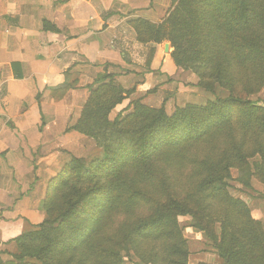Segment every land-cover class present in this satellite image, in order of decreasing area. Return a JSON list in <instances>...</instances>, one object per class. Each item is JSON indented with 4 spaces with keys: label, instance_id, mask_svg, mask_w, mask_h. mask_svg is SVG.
<instances>
[{
    "label": "trees",
    "instance_id": "obj_1",
    "mask_svg": "<svg viewBox=\"0 0 264 264\" xmlns=\"http://www.w3.org/2000/svg\"><path fill=\"white\" fill-rule=\"evenodd\" d=\"M172 4L159 25L143 19L130 23L137 41L168 42L174 65L193 73L200 90L213 95L218 84L227 97L175 107L170 116L164 104L154 109L137 98L122 109L130 111L127 116L119 113L111 120L110 113L134 90L114 84L113 75L99 76L66 132L94 141L100 156L72 157L62 167L46 187L41 204L45 219L14 240L11 260L0 258V264H61L55 259L71 238L88 240L101 264H120L118 253L129 244L142 262L157 264L153 242L161 238L166 240L167 264H187L179 216L195 220L192 228L214 242L211 223L220 222L217 252L223 264H264L261 224L227 192L230 170L239 171L255 155L262 160L256 169L264 183V107L250 100L264 88V21L248 35L256 25L252 0ZM42 26L45 32L59 33L45 20ZM177 171L185 178L175 179ZM64 189L65 207L53 218L51 195ZM142 207L147 210L130 215ZM123 211L128 217L123 223L109 222ZM106 217L109 221L103 223Z\"/></svg>",
    "mask_w": 264,
    "mask_h": 264
},
{
    "label": "crops",
    "instance_id": "obj_2",
    "mask_svg": "<svg viewBox=\"0 0 264 264\" xmlns=\"http://www.w3.org/2000/svg\"><path fill=\"white\" fill-rule=\"evenodd\" d=\"M175 5L0 0V258L14 253V240L43 221L48 183L90 145L66 129L99 76L113 75L114 84L134 90L128 103L162 99L168 113L208 100L198 78L174 65L168 42L140 43L130 24L143 19L159 25ZM44 20L59 33L43 31Z\"/></svg>",
    "mask_w": 264,
    "mask_h": 264
},
{
    "label": "rangeland",
    "instance_id": "obj_3",
    "mask_svg": "<svg viewBox=\"0 0 264 264\" xmlns=\"http://www.w3.org/2000/svg\"><path fill=\"white\" fill-rule=\"evenodd\" d=\"M254 4V19L256 20L255 27L251 28L248 35H252L256 31V28H259L264 21V0H252ZM264 31V29L262 30ZM172 49V48H171ZM172 52V51H171ZM206 82L209 84L213 83V80L207 79ZM213 95L208 94V99L215 100L217 97L226 98L228 92L219 87L218 84H214ZM250 100L255 102L258 106L264 107V88L256 95L251 96ZM160 102V104H158ZM156 101L155 99H148L146 102H143L146 106L158 109L162 106V99ZM128 101H125L122 105L115 108L111 113L109 118L113 120L119 113L121 117H125L129 114L130 111L122 112L127 106ZM165 105V104H164ZM169 108L165 105V111L168 116L171 115V112H167ZM169 109L168 111H170ZM76 116L75 121L78 119ZM73 123V124H74ZM72 124V125H73ZM219 136V135H218ZM219 139V137H218ZM90 145L85 146L81 149L80 153L77 155L82 159H91L93 157L100 156V150L96 147L94 141L89 139ZM251 153V150H248V154ZM251 156V155H250ZM262 160L260 156L255 155L248 158L247 164L243 166L239 171L237 169H231L230 174L232 180H228L230 187L227 192L233 199H237L243 202L249 210L250 217L259 222L264 230V183H262L259 169H256V165L261 164ZM183 171H177L174 175L175 179H184ZM244 183L245 185H243ZM65 191L66 189L59 192L57 195H51V206L53 209L52 217L54 218L56 212L60 209H63L65 206ZM47 198V192H44V198L42 202ZM137 213L140 211H146V207L134 209ZM44 213V211H42ZM124 211L120 215L114 216L112 218L106 217L103 223H107L112 220V224L123 223L128 217ZM130 216V217H131ZM45 217V214H44ZM45 219V218H44ZM124 220V221H123ZM178 230L181 232V235L186 243L187 249V264H223V260L218 255L217 245L220 243L222 226L220 222L214 219L211 223L214 235L217 237V240L214 242L209 239L203 232H200L196 229H193L192 226L195 225V220L188 216H179L176 218ZM111 224V225H112ZM67 238H70L69 234ZM68 246L62 251V253L55 259L61 264H101V259L95 256L89 249L88 240L75 242L74 238L68 240ZM155 250L159 253L160 260L157 264H167L166 258L168 257V252L166 251V240L161 238L154 239ZM3 261H10L11 258L7 254L4 258H1ZM118 260L120 264H146L142 262L135 254V249L132 245L123 246L118 253Z\"/></svg>",
    "mask_w": 264,
    "mask_h": 264
},
{
    "label": "water",
    "instance_id": "obj_4",
    "mask_svg": "<svg viewBox=\"0 0 264 264\" xmlns=\"http://www.w3.org/2000/svg\"><path fill=\"white\" fill-rule=\"evenodd\" d=\"M164 46H165V51H167L169 44L166 43Z\"/></svg>",
    "mask_w": 264,
    "mask_h": 264
}]
</instances>
